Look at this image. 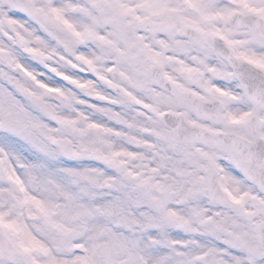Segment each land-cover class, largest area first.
I'll use <instances>...</instances> for the list:
<instances>
[{
  "label": "rangeland",
  "instance_id": "374dc122",
  "mask_svg": "<svg viewBox=\"0 0 264 264\" xmlns=\"http://www.w3.org/2000/svg\"><path fill=\"white\" fill-rule=\"evenodd\" d=\"M26 1L32 5L33 15L21 17L15 11L13 0H0L1 82L16 90L29 91L23 97L12 98L17 102L28 101L24 107L30 108L32 104L40 111L39 115L26 116L19 123L7 116L8 113L0 114V192L7 189L16 197L14 201L0 198V264H264L260 257L262 251L251 233H245L250 241L242 245L236 233L230 232V235L224 231L232 229L224 226L221 215L216 217V224L212 223V232L208 224L205 227L199 224L210 217L208 208L200 210L198 220L197 212L193 213L196 202L182 193L180 184L185 180L179 177L180 169L187 165L190 169L192 164L195 167L198 159L186 160V151L181 148L178 153L168 137L165 142L157 140L152 145L140 146L134 151L137 155L134 166L126 165L120 171L113 164L120 150L117 143L109 145L108 134L117 125L107 128L103 125L106 128L103 131L99 115L87 111L78 101L63 106L46 95L42 85L56 82L52 69L64 72L84 56L79 51L73 54L67 58L70 65L54 56L52 59V51H59L64 37H73L67 25L71 26L72 17H80L76 8H82L86 12L84 17H92L93 21L104 17L105 29L101 34L98 25L92 30L80 31L85 40L94 32L114 42V28L110 26L116 24L111 21L117 20L116 17H147L144 0L125 3L76 0L74 5L73 1L66 3V0ZM93 1L99 6L93 8ZM257 2L264 3V0ZM225 8L232 9L229 5ZM101 9L105 15L99 12ZM52 22L61 25L63 31H52ZM243 48L240 53L250 54L248 50H251L264 61L263 49L256 52ZM26 49L41 51L46 57L45 65L31 61L25 54ZM101 50L97 54V47L93 52L88 51L93 62ZM104 54L113 58L112 51L105 50ZM18 62L26 64L38 79L29 81L14 73ZM8 97L9 94L4 95L5 100ZM4 108L7 107L4 105ZM38 124L47 127L41 135L37 132ZM91 126L97 127L95 134L89 132ZM67 145L73 147L77 157H63L61 150ZM143 158H148L147 166ZM139 161L141 177L152 180V197L167 186L179 193L177 200L188 202L185 207L176 208L179 206L176 203L168 208L169 216L175 220L173 223L167 222L168 214L150 207V199L132 191L134 188L127 176L139 168ZM202 176L200 171L197 180L201 181ZM198 183L188 181V188L194 189L192 184ZM216 208L214 212L227 210ZM64 227L81 229L80 252L65 248ZM248 229L249 225L244 226L245 232ZM220 238L228 239L227 245ZM17 256L21 258L15 260Z\"/></svg>",
  "mask_w": 264,
  "mask_h": 264
},
{
  "label": "flooded vegetation",
  "instance_id": "af4514ba",
  "mask_svg": "<svg viewBox=\"0 0 264 264\" xmlns=\"http://www.w3.org/2000/svg\"><path fill=\"white\" fill-rule=\"evenodd\" d=\"M216 2L217 0H163V5L167 8L163 15L159 13V17H146L144 21L146 43L157 59L145 56L141 50V43L137 42V32L144 26L136 21L129 26L131 29H123V34L131 37L124 47V52L117 50L113 62L103 56L102 60H97L98 77L89 72V69L94 72V69L89 67L93 64L92 57L90 59L84 51L85 63L89 64L85 66V73L75 68L69 71L70 81L64 78L67 106L76 100L84 105L87 111L95 116L99 115L103 131L112 124L117 125L116 130L108 133L109 145L117 143L120 150L113 164H132L137 156L134 151L140 146L144 147L148 143L152 145L157 140L165 142L169 137L178 153H181V148L186 151V154L182 152L187 157L186 160L198 159L195 167L192 164L190 169L186 168L188 165L180 169L179 177H184L181 178L182 181L185 180L181 186L185 188H188V181L199 182L192 184L194 189L189 187L191 193L203 198L208 197L210 200L209 203L206 200L200 201L202 209L207 211L208 208L207 214L210 217L199 221V224L202 227L208 224L212 232V223L216 224V217L221 215L224 226L229 225L232 229L224 231L230 235V232L236 233L240 244H248V235L251 233L253 241L261 246V234H264L261 230L264 225V205L256 199L260 197L264 202V173L259 177L261 185L252 182L236 162L239 160L246 163L249 150L243 143L239 146L240 144H231L229 141V144L223 134H237L252 143H264V107L257 106L248 88L238 80L233 84L220 85L231 93L230 98L216 93V89H213L217 87L216 71L212 73L217 58L213 46L214 38L217 34H222L228 44L232 38L240 39L238 32L244 31L234 29L227 23L231 31L226 32L225 24L218 23V17H211L213 9L210 7L216 5ZM183 6H188L186 12L183 11ZM182 12L185 17H181ZM170 14L174 17H167ZM246 31L252 35L250 29ZM252 36L264 44V29L261 30L260 36ZM158 62L164 68V73L185 93L184 96L176 97L170 89L157 84L163 80L156 68ZM111 63L125 71L121 81H116L111 72L109 81L105 79L108 65ZM207 81L209 89L204 84ZM249 82L253 85L249 89L250 92H261L264 97V79L254 77L250 78ZM117 86L124 88L127 94L118 92ZM167 110L174 111L178 116L167 122L161 116ZM168 123L181 127V141ZM193 124L200 129L195 131ZM217 133L222 136L217 137ZM196 139L199 140L195 141ZM261 148L264 154V146ZM143 159L147 166L148 158ZM262 159L264 160V156ZM259 170L252 172L257 173ZM200 171L203 173L201 181L197 180ZM187 175L190 177L186 178ZM213 178L220 182L229 195L226 205L210 199L208 182ZM202 181L204 184L200 183ZM138 190L142 191L140 188ZM213 194L219 197L215 187ZM218 206H225L227 210L223 213H220V210L214 212ZM199 208L198 206L194 211L198 214V220L201 214ZM248 225L249 229L245 232L244 226ZM213 234L216 236L214 231ZM220 240L226 244L228 242L226 238Z\"/></svg>",
  "mask_w": 264,
  "mask_h": 264
}]
</instances>
